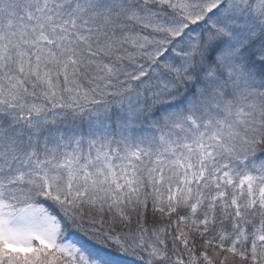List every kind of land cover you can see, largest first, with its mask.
<instances>
[{"label": "snow or ice", "instance_id": "obj_1", "mask_svg": "<svg viewBox=\"0 0 264 264\" xmlns=\"http://www.w3.org/2000/svg\"><path fill=\"white\" fill-rule=\"evenodd\" d=\"M0 264H264V0H0Z\"/></svg>", "mask_w": 264, "mask_h": 264}]
</instances>
